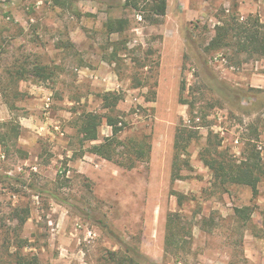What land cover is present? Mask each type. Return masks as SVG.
Masks as SVG:
<instances>
[{"label":"rangeland","instance_id":"1","mask_svg":"<svg viewBox=\"0 0 264 264\" xmlns=\"http://www.w3.org/2000/svg\"><path fill=\"white\" fill-rule=\"evenodd\" d=\"M122 4L0 0V123L18 135L0 147V264H14L16 248L42 264H130L132 250L147 259L140 264H264V179L256 196L219 188L200 160L212 132L236 163L264 162V84L250 86L264 80V59L231 67L230 51L206 49L224 15L264 24V0H167L155 25L142 4ZM109 19L128 24L108 35ZM106 89L121 97L112 111L101 101ZM89 111L116 117L120 141L144 139L146 161L126 169L91 158L95 144H82L75 127ZM182 126L195 134L179 155ZM109 128L99 127V141ZM244 207L249 217H236ZM25 210L20 223L14 213ZM169 212L189 233L164 258Z\"/></svg>","mask_w":264,"mask_h":264},{"label":"trees","instance_id":"2","mask_svg":"<svg viewBox=\"0 0 264 264\" xmlns=\"http://www.w3.org/2000/svg\"><path fill=\"white\" fill-rule=\"evenodd\" d=\"M166 1L126 0V5L134 10H139L138 6L142 4L144 13L147 12L144 18L149 20L151 25H155L158 23L159 18L165 15ZM127 24V21H109L105 27L108 34L121 33ZM183 37L192 46L191 35L187 34ZM206 49L207 51H230L225 56L231 67H239L250 60L264 59V24L257 17L248 16L244 20H240L236 13L224 15L218 19V24L214 27V36ZM120 100L121 97L116 93H105L101 96L103 108L110 111L117 106ZM193 112L191 107L190 114H193ZM194 119L195 117L192 115L191 121H194ZM103 121L111 128V136L104 138L100 144L92 145L88 150L89 154L96 155L107 161H115L117 165L126 169H132L136 163L146 161L150 150L148 143L144 139L120 141L118 134L122 128L118 126L120 121L114 116L101 115L92 111L81 113L75 121L80 142L84 144L96 141L98 139V129ZM187 127L182 126L176 129L174 145L179 155L185 152L188 143L194 138L195 132L192 129H187ZM1 128L4 131H0V147L5 150L8 146L4 141L11 138L15 139L18 135L15 134V129L6 123H0V130ZM216 138L217 135L209 132L205 146L200 152V160L211 172L214 180L213 184H216L219 188H225L228 185L247 186L251 189L252 196H256L257 185L264 179V162L258 156H249L246 160L236 163V160L231 158V156L223 151H218L221 145L220 141L214 142ZM174 167L173 162V180L178 178V175L174 173ZM184 198L183 195L176 196L178 206L182 205ZM245 211L250 213V208H234L233 213L240 219H247L249 213ZM21 213H14V216L21 220L20 223H23L27 219L28 210L21 211ZM180 225L181 217L178 213H167L163 246L164 258L170 254L172 248L178 247L179 242L183 240L182 238H185V232L189 233L185 227L179 228ZM109 255L116 256L117 253L110 252ZM13 257L14 264H42L35 255H22L17 248L13 253ZM125 259L130 264L147 262V259L141 253L134 250H132L131 256L128 255V258L125 257Z\"/></svg>","mask_w":264,"mask_h":264},{"label":"crops","instance_id":"3","mask_svg":"<svg viewBox=\"0 0 264 264\" xmlns=\"http://www.w3.org/2000/svg\"><path fill=\"white\" fill-rule=\"evenodd\" d=\"M122 2H123V6L125 7V10L126 9H128V6L126 5V0H122ZM123 7V8H124ZM132 9V8H131ZM133 10V9H132ZM118 19H109V21H117ZM106 24L107 23H105V25H103V27H104V30H105V32L107 33L108 31H107V28L105 27L106 26ZM124 30H125V28H124ZM123 30V31H124ZM122 31V32H123ZM108 34V33H107ZM112 34H118V33H116V32H114V33H110V34H108V35H112ZM87 70V76L93 81H95L96 79H97V77H98V75H96L94 72H92L91 70H89V69H86ZM103 76V75H102ZM107 79H110L109 78V74H107V75H104L103 76V78H102V81L103 82H106V80ZM106 84H108V83H103V84H101V85H103L105 88H107L106 86ZM259 84H264V80H259V79H256V78H254V79H252L251 80V84H250V86L251 87H254V88H260V87H262L261 85L259 86ZM3 89L2 88H0V95H4L5 94V92H3L2 91ZM19 90H21V88L19 89ZM108 90H110V89H106V92L108 91ZM108 93V92H107ZM47 98H49V97H47ZM47 98H46V101H44V105H45V107H47L48 106V103L50 102V98H49V102L47 101ZM3 106H5V105H3ZM1 111H2V109H1ZM32 117V116H31ZM33 118H34V116L32 117V120H33ZM21 122V121H20ZM102 125L103 126H106L107 128H109L108 127V125L105 123V121H103V123H102ZM21 126H25V125H23V123H21ZM27 126V125H26ZM25 126V127H26ZM109 129H111V128H109ZM104 139V138H103ZM103 139L101 140V141H99V133H98V139L96 140V141H93V142H91L92 144H95V145H97V144H100L102 141H103ZM94 142H97V143H94ZM90 143V144H91ZM91 158H94V157H96V155H93V154H88ZM98 157V156H97ZM251 190V189H250ZM176 204H177V202H176ZM178 206V205H177Z\"/></svg>","mask_w":264,"mask_h":264},{"label":"built area","instance_id":"4","mask_svg":"<svg viewBox=\"0 0 264 264\" xmlns=\"http://www.w3.org/2000/svg\"><path fill=\"white\" fill-rule=\"evenodd\" d=\"M139 20H141V16L139 15ZM47 101L49 102V98H47ZM48 107V106H47ZM260 148V147H259ZM34 169V168H33Z\"/></svg>","mask_w":264,"mask_h":264}]
</instances>
